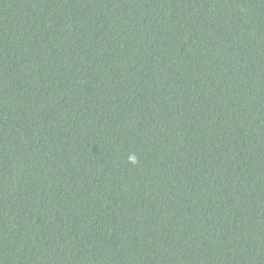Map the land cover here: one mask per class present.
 Segmentation results:
<instances>
[{"label":"trees","instance_id":"16d2710c","mask_svg":"<svg viewBox=\"0 0 264 264\" xmlns=\"http://www.w3.org/2000/svg\"><path fill=\"white\" fill-rule=\"evenodd\" d=\"M0 264H264V0H0Z\"/></svg>","mask_w":264,"mask_h":264},{"label":"clouds","instance_id":"9594fccd","mask_svg":"<svg viewBox=\"0 0 264 264\" xmlns=\"http://www.w3.org/2000/svg\"><path fill=\"white\" fill-rule=\"evenodd\" d=\"M134 159V158H133Z\"/></svg>","mask_w":264,"mask_h":264}]
</instances>
